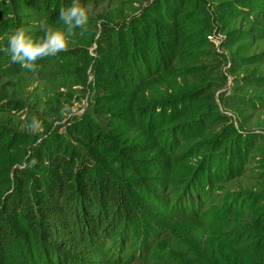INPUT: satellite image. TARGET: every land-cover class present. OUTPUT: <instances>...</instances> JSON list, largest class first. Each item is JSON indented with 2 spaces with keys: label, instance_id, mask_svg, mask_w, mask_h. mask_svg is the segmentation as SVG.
<instances>
[{
  "label": "trees",
  "instance_id": "16d2710c",
  "mask_svg": "<svg viewBox=\"0 0 264 264\" xmlns=\"http://www.w3.org/2000/svg\"><path fill=\"white\" fill-rule=\"evenodd\" d=\"M69 3L0 0V49L17 29L34 41L49 27L64 31L58 12ZM245 18V29L231 26ZM263 37L264 0H140L125 18L74 29L64 51L31 69L0 51L6 75L36 72L57 90L92 87L101 117L39 137L0 123V264H147L179 239L181 221L202 219L219 235L213 219L223 217L246 225L182 262L264 264L263 137L224 111L261 98L217 95L222 50ZM177 67L193 80H164ZM249 157L261 161V190L233 191L234 178L257 168Z\"/></svg>",
  "mask_w": 264,
  "mask_h": 264
},
{
  "label": "rangeland",
  "instance_id": "374dc122",
  "mask_svg": "<svg viewBox=\"0 0 264 264\" xmlns=\"http://www.w3.org/2000/svg\"><path fill=\"white\" fill-rule=\"evenodd\" d=\"M139 5L140 0H90L83 4L89 15V23L86 26L94 24L98 26L103 19L116 15L125 18L138 9ZM247 21L248 18H245L243 22L234 21L231 26L238 28L239 23H243L242 29H245ZM221 38H223L222 35H217L213 39L216 47L220 45ZM218 51L220 50L218 49ZM222 51L226 57V65L223 68L225 83L217 95L225 94L230 97L234 94H241L251 98H261L260 103L254 106L230 102L225 106L224 111L228 115H233L244 130L261 134L263 140L256 144H263L264 86L261 82L264 80V58L256 59L254 56L264 52V37L235 42ZM88 52L93 54V48H90ZM75 63L78 62L75 61ZM180 68L177 67L170 75H166L164 80H175L178 84L192 81V76L181 77ZM159 81L163 83L161 80ZM74 89L71 91L62 88L57 90L36 72L6 75L0 68V123L8 125L20 133L39 137L47 136L51 130L61 131L62 127L70 121L92 118L100 122L101 117L94 113L98 111L94 110L92 106V96L94 95V92L91 91L92 87L87 90ZM33 116L41 121V128L37 132L31 131L27 126ZM249 160L250 157L248 162H250ZM259 163H261L260 159L254 158L249 166L257 167ZM18 168L23 169V166H18ZM257 172H260L259 167L245 169L233 179L235 185L233 191L253 190V192H258L261 190L262 176ZM230 220L231 217H223L222 221L213 219L216 233L219 235L211 230L210 223L202 219L181 221L180 227H178L179 239L168 238L167 243L160 250L163 252L161 257L149 261L147 264H184L182 260L191 259L195 253L194 249L197 250L200 257L203 255V250L208 252L215 250V245L221 243L223 233L231 231L236 226L246 225V222L235 224ZM217 225L220 232L217 231Z\"/></svg>",
  "mask_w": 264,
  "mask_h": 264
},
{
  "label": "clouds",
  "instance_id": "9594fccd",
  "mask_svg": "<svg viewBox=\"0 0 264 264\" xmlns=\"http://www.w3.org/2000/svg\"><path fill=\"white\" fill-rule=\"evenodd\" d=\"M58 19L63 22L64 31L49 27L42 38L34 41L23 29H17L8 37L7 47L0 51H6L12 63L31 69L38 59L52 57L64 51L67 48V35L77 28L83 30L89 23L88 12L80 0H70L67 6L61 7ZM27 126L31 131L37 132L41 128V121L33 116Z\"/></svg>",
  "mask_w": 264,
  "mask_h": 264
}]
</instances>
